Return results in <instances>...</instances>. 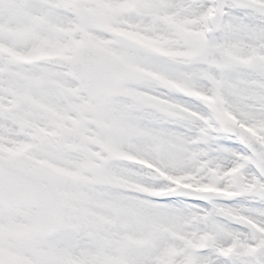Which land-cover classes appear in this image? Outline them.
<instances>
[{
  "label": "snow or ice",
  "instance_id": "6c2138e0",
  "mask_svg": "<svg viewBox=\"0 0 264 264\" xmlns=\"http://www.w3.org/2000/svg\"><path fill=\"white\" fill-rule=\"evenodd\" d=\"M0 264H264V0H0Z\"/></svg>",
  "mask_w": 264,
  "mask_h": 264
}]
</instances>
